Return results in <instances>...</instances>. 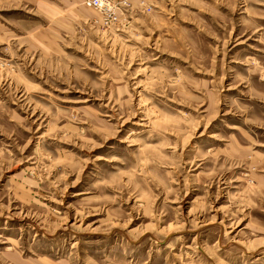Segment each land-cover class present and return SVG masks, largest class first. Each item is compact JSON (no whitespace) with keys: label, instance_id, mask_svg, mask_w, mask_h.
Masks as SVG:
<instances>
[{"label":"rangeland","instance_id":"1","mask_svg":"<svg viewBox=\"0 0 264 264\" xmlns=\"http://www.w3.org/2000/svg\"><path fill=\"white\" fill-rule=\"evenodd\" d=\"M0 0V264H264V0Z\"/></svg>","mask_w":264,"mask_h":264},{"label":"built area","instance_id":"2","mask_svg":"<svg viewBox=\"0 0 264 264\" xmlns=\"http://www.w3.org/2000/svg\"><path fill=\"white\" fill-rule=\"evenodd\" d=\"M83 4L96 10L105 21H111L116 19V9L121 5H127L128 2L126 0H83Z\"/></svg>","mask_w":264,"mask_h":264}]
</instances>
